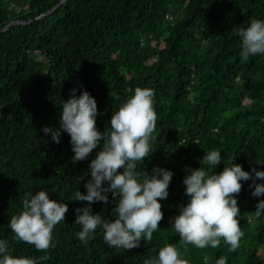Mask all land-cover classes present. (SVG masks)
I'll list each match as a JSON object with an SVG mask.
<instances>
[{"label":"trees","instance_id":"obj_1","mask_svg":"<svg viewBox=\"0 0 264 264\" xmlns=\"http://www.w3.org/2000/svg\"><path fill=\"white\" fill-rule=\"evenodd\" d=\"M59 1L0 0V239L11 254L38 264H142L170 244L187 264H215L222 256L226 264H264V213L255 216L264 194L253 197L250 181L236 196V250L227 251L223 240L217 248L185 245L170 223L188 199L187 167L219 172L234 157L245 171L264 170L255 163L264 162V56L241 62L236 35L264 19V0H65L40 17ZM81 87L95 98L101 131L134 88L154 92L153 152L136 170L159 166L172 177L151 241L128 251L107 247L99 230L85 241L76 236L73 210L86 202L70 199L85 191L96 150L73 163L66 134L54 143L40 131L59 126V104ZM212 149L221 163L208 170L201 157ZM39 190L67 204L47 252L16 240L8 227L25 194ZM112 200L109 193V203L95 202L92 211L111 218Z\"/></svg>","mask_w":264,"mask_h":264},{"label":"clouds","instance_id":"obj_2","mask_svg":"<svg viewBox=\"0 0 264 264\" xmlns=\"http://www.w3.org/2000/svg\"><path fill=\"white\" fill-rule=\"evenodd\" d=\"M240 40L239 59L247 63L250 57L264 56V19L252 20L247 27L236 32ZM70 90L69 98L60 103L58 127L42 126L40 131L52 142L59 143L61 133L69 137L73 163L86 160L95 151L87 166L85 191L78 189L70 200L86 202L75 208L74 224L79 226L76 236L81 241L91 239L99 230L109 248L130 249L148 243L162 219L160 201L168 196L172 172L153 166L151 173L137 172V163L144 162L153 152L156 114L153 108L154 92L150 88L136 87L118 109L111 114L108 127H96L97 105L95 98L81 87ZM118 99V98H117ZM202 163L213 170L221 163L220 151H204ZM233 159L219 172L204 167L186 168L182 178L187 202L179 206L178 214L170 220L171 227L185 245L198 249L217 248L220 241L232 252L239 247L242 233L238 227L239 214L236 196L242 181H250L251 195L264 194V170L251 167L242 169ZM256 164L264 162L256 159ZM200 164V162H199ZM84 178L82 174L75 183ZM113 200L111 218L94 213L91 205ZM21 211L11 216L8 227L16 240L32 245L37 251L54 247L52 229L65 221L67 204L51 199L44 190L25 194ZM264 213V199L255 204V216ZM0 264H38L37 260L13 256L8 242L0 239ZM142 264H187L177 249L165 244L154 256L143 259ZM215 264H226L225 257Z\"/></svg>","mask_w":264,"mask_h":264},{"label":"water","instance_id":"obj_3","mask_svg":"<svg viewBox=\"0 0 264 264\" xmlns=\"http://www.w3.org/2000/svg\"><path fill=\"white\" fill-rule=\"evenodd\" d=\"M65 0H60L56 5H54L50 10H48L45 14H42L40 17H44L46 15H48L49 13H51L58 5H61ZM21 21H17V23H19Z\"/></svg>","mask_w":264,"mask_h":264}]
</instances>
